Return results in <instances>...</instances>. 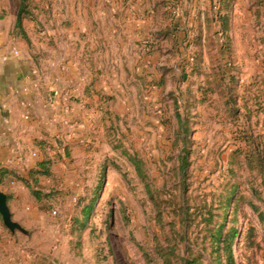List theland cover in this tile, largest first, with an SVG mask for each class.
<instances>
[{
    "label": "rangeland",
    "instance_id": "374dc122",
    "mask_svg": "<svg viewBox=\"0 0 264 264\" xmlns=\"http://www.w3.org/2000/svg\"><path fill=\"white\" fill-rule=\"evenodd\" d=\"M69 1L28 0L29 40L13 34L36 48L48 27L61 25ZM147 1L160 14L159 29L142 41L157 55L158 76L138 77L128 106L98 114L92 141L76 153L80 166L67 175L81 181L75 201L62 199L72 192L63 188L27 207L20 223L28 233L12 232L0 214V264H163L157 238L175 243L174 264H227L213 243L220 225L224 234L239 230L236 264H264V222L253 207L264 212L255 154L258 145L264 157V0H201L205 23L177 29L174 0ZM19 3L0 0V19L16 22ZM130 158L142 164L144 182Z\"/></svg>",
    "mask_w": 264,
    "mask_h": 264
},
{
    "label": "crops",
    "instance_id": "0c3cea01",
    "mask_svg": "<svg viewBox=\"0 0 264 264\" xmlns=\"http://www.w3.org/2000/svg\"><path fill=\"white\" fill-rule=\"evenodd\" d=\"M69 2L61 25L48 27L50 35L32 50L13 34L15 22L0 19V189L18 222L29 217L27 207L39 204L18 176L43 192L71 190L62 199L75 201L81 181L67 175L80 166L76 153L92 141L98 114L113 104L128 106L125 95L138 77L158 76L157 55L142 42L158 28L154 2ZM173 2L174 29L205 23L201 0ZM42 161H49L52 174L32 175Z\"/></svg>",
    "mask_w": 264,
    "mask_h": 264
},
{
    "label": "trees",
    "instance_id": "16d2710c",
    "mask_svg": "<svg viewBox=\"0 0 264 264\" xmlns=\"http://www.w3.org/2000/svg\"><path fill=\"white\" fill-rule=\"evenodd\" d=\"M27 1L28 0H20L17 18H16V22H15V26H14V31L17 30L16 33L21 35V37H23L26 41L29 40V37H28V35L24 29L23 20L26 18V15H27V13H26ZM160 4L161 3H158V5H160ZM224 23H225V21H224ZM255 149H256L255 154H256L257 165L259 166V168L262 170V173H263L262 184L264 187V157L261 156V154L259 152V146L258 145L255 146ZM251 158L255 159V156L253 155L252 157L248 158L247 161H248V164L253 165L254 162H253V160H251ZM129 160L135 166L138 176L144 182L146 180V173H145L140 161L135 159V158H130ZM186 160H187V157L183 156L182 161H181V171H183V173L186 172V167H187V163H188ZM49 164H50L49 161H42L40 163V168L32 170L31 174L32 175L33 174L51 175L52 171H51ZM3 176H5L4 173L0 177V183L2 182ZM16 176H18V175H16ZM18 178L25 183V185L30 189L32 195L35 196L39 201H42V199L48 198L51 196V191L50 192H43L42 190L36 189L35 186L32 185L28 179H25L22 176H18ZM101 186L102 185H98V188L99 187L101 188ZM145 187H146V191L150 195V198L152 200H154V193H153L149 183H145ZM235 191L236 190H232L229 197L227 198L226 207H228L230 205L232 195L235 193ZM95 201H96V199H95V195H94L92 200L87 205L84 206V208H83L84 213L83 214L86 218L89 217ZM157 207H158L157 208V210H158L157 218L161 220L163 218L162 215H163L164 209L161 206H157ZM253 207H254V210H256L258 212L260 220L262 222H264V212H262L258 208V206H256V205H253ZM234 226L235 225L230 227V229L224 234V232H223L224 231V225H220L218 230L216 231V233H214L213 243L216 244V248H217L219 254L221 251L224 252V254L226 255L227 260H228L227 264H236V260H235V256H234V252H233V243L239 234V230ZM173 228H175V226ZM157 240L158 241H156V244L154 247L155 253L158 255V257H160L163 264H174L175 259L177 257L175 243L173 244L171 239H169L168 241H165V242H160L158 238H157ZM176 240H178V239H176ZM144 256H145L147 261L150 260L148 253H144ZM192 261H194V260L192 259ZM192 261H186L185 264H194ZM200 264H202V263H200Z\"/></svg>",
    "mask_w": 264,
    "mask_h": 264
},
{
    "label": "water",
    "instance_id": "95a60500",
    "mask_svg": "<svg viewBox=\"0 0 264 264\" xmlns=\"http://www.w3.org/2000/svg\"><path fill=\"white\" fill-rule=\"evenodd\" d=\"M0 214L6 227L12 232L20 230L24 233H28V230L25 229L20 222L13 219L12 212L8 204V194L2 189H0Z\"/></svg>",
    "mask_w": 264,
    "mask_h": 264
},
{
    "label": "built area",
    "instance_id": "2783aa9c",
    "mask_svg": "<svg viewBox=\"0 0 264 264\" xmlns=\"http://www.w3.org/2000/svg\"><path fill=\"white\" fill-rule=\"evenodd\" d=\"M15 53H18L17 51H15ZM33 155H36V153H34ZM54 213H56V211H54Z\"/></svg>",
    "mask_w": 264,
    "mask_h": 264
}]
</instances>
